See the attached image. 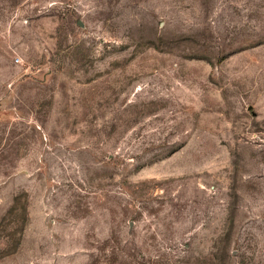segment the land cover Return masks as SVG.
Instances as JSON below:
<instances>
[{
	"label": "rangeland",
	"instance_id": "rangeland-1",
	"mask_svg": "<svg viewBox=\"0 0 264 264\" xmlns=\"http://www.w3.org/2000/svg\"><path fill=\"white\" fill-rule=\"evenodd\" d=\"M0 264H264V0H0Z\"/></svg>",
	"mask_w": 264,
	"mask_h": 264
}]
</instances>
